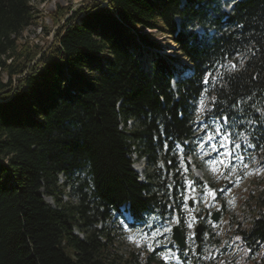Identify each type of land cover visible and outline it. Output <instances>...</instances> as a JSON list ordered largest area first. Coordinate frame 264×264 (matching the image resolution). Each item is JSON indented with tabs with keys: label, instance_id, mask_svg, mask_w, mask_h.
Returning <instances> with one entry per match:
<instances>
[{
	"label": "trees",
	"instance_id": "trees-1",
	"mask_svg": "<svg viewBox=\"0 0 264 264\" xmlns=\"http://www.w3.org/2000/svg\"><path fill=\"white\" fill-rule=\"evenodd\" d=\"M229 3L100 0L73 12L47 50L22 53L17 41L35 21L30 0H0V76L7 77L0 81V264H165L164 248L153 247L143 260L140 253L119 255L112 218L125 205L130 226L146 236L171 226L170 217L183 218L177 226L185 250L168 243L182 264H217L230 250L218 249L207 224L209 244L192 257L184 187L194 152L185 142L198 117L208 126L234 125L237 138L243 133L253 143L264 135V0ZM62 16L58 8L54 17ZM144 30L167 35L186 62L153 54L164 47ZM140 50L151 55L148 69ZM223 116L230 117L227 125ZM165 143L183 151L166 150ZM246 152L264 163L258 147ZM133 155L145 162L144 181ZM60 176L74 203L57 196ZM192 183L199 192L205 186ZM243 206L247 228L228 224L249 257L263 249L252 264H264V189ZM205 211L204 224L212 213Z\"/></svg>",
	"mask_w": 264,
	"mask_h": 264
},
{
	"label": "rangeland",
	"instance_id": "rangeland-1",
	"mask_svg": "<svg viewBox=\"0 0 264 264\" xmlns=\"http://www.w3.org/2000/svg\"><path fill=\"white\" fill-rule=\"evenodd\" d=\"M92 2H100V0H44L42 2H39L38 0H30L35 21L32 26L24 30L21 37L18 39V50L24 53L26 48L32 49L35 46H39L43 49V51L47 50L54 42L55 33L57 29L63 25L64 21L68 19L73 12L82 7L89 6ZM106 6L107 5L105 2L101 3V7ZM58 8L63 10V16L60 18L54 17V15L58 13ZM76 22L80 23L79 19L76 20ZM177 23H179L178 19ZM197 31L198 33H201L200 30ZM144 32L147 33V35L152 36L153 40L160 42L164 47V50H150L151 52L153 51V54H159L163 57L175 56L180 61L184 60L181 57V54L177 51V46L170 41L167 35L162 36L161 34L156 33V31L149 30H144ZM138 53L143 67L148 69V61L150 60L151 55L145 50H140ZM38 58L39 54L35 55V58L30 65H34ZM175 77H177V75ZM0 81L3 83L7 82V77L5 74L0 76ZM200 107L201 105L199 108ZM200 111L201 109H199V112ZM215 127V124L210 128L206 125L200 124L195 128L196 135H199V140L196 144L195 156L190 161L189 165L193 170V175L200 181L204 183H211L214 186H218L221 183H224L225 185L222 188V198L226 207L225 215L220 221H218L217 224L212 226V232L215 234V239L219 240L218 249H221L225 244H227V246L230 247V251L220 257L216 263L221 264V262H223V264H252L254 260H258L260 258L261 251L263 249L260 248L258 255L250 259L247 255L248 251L244 249L238 238L233 235L232 227L229 226L227 218L228 216L231 217L234 223L242 222V227L247 228L249 219L246 218L247 211L245 210L243 204L249 194L255 196L264 189V167L259 165L257 160L250 156L249 153H237L238 155H243V161L236 160L235 157H225L226 160H229V167L224 168L223 166H220L218 171H211L208 167V162L217 159V153L211 152L208 146H205L204 149H200L199 145L202 140L206 138L205 131H202V129L211 131V129H214ZM213 143H215V141H213ZM220 151L223 152L224 149H220ZM206 153L209 154L206 155ZM133 160V169L139 174L140 179L144 181V160L137 159L136 155H133ZM231 161H234V163ZM245 164L248 165L247 168L244 167ZM194 165L196 168H194ZM258 172L259 174H257ZM4 181L9 182V179H4ZM210 191L213 192V190ZM56 192L62 203H74V199L70 194L69 186L65 184V180L62 176L58 178ZM196 195L197 193H193V199L196 197L199 199L200 208H207L209 210H214L216 208L215 199H212L210 196H206L204 194H202V196ZM44 200L48 204L55 206V203L50 196H45ZM121 214L122 217L117 219L114 225L117 227L116 233H118L115 239V246L118 248V253L122 257H126L131 252L144 253L148 251L149 244H151L153 247H160L163 243H167L169 241V233L160 235L156 239L152 238L154 233L150 236H146L144 234V239H141V234H143L141 230L129 228L128 223L130 219L123 212ZM188 216L190 217L191 214L188 213ZM191 220L192 218H190V222ZM195 226L196 223L194 224L193 229H188L187 233L189 234L190 232H193ZM160 231L162 232L163 229ZM129 237H133V241L139 240L141 246L137 247L134 242H130L128 239ZM165 254H167V252L163 253V255ZM205 259L207 258L205 257ZM206 261H208V259Z\"/></svg>",
	"mask_w": 264,
	"mask_h": 264
},
{
	"label": "snow or ice",
	"instance_id": "snow-or-ice-1",
	"mask_svg": "<svg viewBox=\"0 0 264 264\" xmlns=\"http://www.w3.org/2000/svg\"><path fill=\"white\" fill-rule=\"evenodd\" d=\"M231 66L233 69L237 67L236 64H232ZM209 82H210V78L206 76L204 79V83L207 84ZM201 107H203V100H201ZM262 116H264V114H262ZM220 119L222 120L224 125H227L230 117L223 116ZM238 123H243V121H238ZM248 123L252 124L254 123V121L249 120ZM210 127L211 126L209 125V128ZM233 128H234V125L232 127H222L218 124L214 129H211V131L202 129V131H205L206 138L202 140V142L199 145V148L204 149L205 146H208L211 152L217 153V159L208 162V167L213 172L218 171L220 166H223L224 168L229 167V160H226L225 157H228V158L235 157L236 160L243 161L244 157L243 155L237 154L238 150L247 151V149L249 148L258 147L261 151H264V135L257 137L256 143H253L252 141L247 140V137L243 133H241L239 138H237L235 132L233 131ZM262 131H264V129H262ZM249 135H252V134L249 133ZM241 140H245L247 142L242 145L240 142ZM213 141H215V143H213ZM228 145H232L231 149H228L227 147ZM164 148L166 150L183 151V149H180L179 145H176L174 148L170 149L167 143L164 144ZM220 149H224V151L221 152ZM208 154L209 153H206V155ZM231 162L234 163V161H231ZM180 167L184 168L183 158L181 159ZM244 167L247 168L248 165L245 164ZM262 167H264V163H262ZM184 170L187 171L186 168ZM257 174H259V172ZM184 187L186 190L185 202H187L188 199L194 198L193 193L196 191V188L194 187L192 182H189L187 180H185ZM201 191L203 192L204 195L210 196L212 199H215V193L211 192L207 188L206 185L203 186ZM168 221H169V224L175 223L176 225L185 223L182 217L180 219H176L175 217H170L168 218ZM195 222H196V218L194 217L191 220V222H188L186 224V227L188 229H193ZM143 223L147 224L146 221H144ZM148 226L152 227V225L150 224ZM172 231H173L172 227L164 226L162 232L160 231V229H156V232L153 234L152 238L156 239L158 236L171 233ZM200 232H201L200 229H196V231L190 232L187 236V240L194 242L195 240L200 239L201 238ZM208 235L209 233L205 232L203 234V238L207 239ZM128 239L130 242H134L137 247L141 246L139 240L133 241V237H129ZM141 239H144V234H141ZM153 250H154L153 246L149 244L148 251L151 252ZM185 255H187V253H185ZM162 258L165 264H170L171 261H175V264H181V257L176 255L171 250H169L167 254L163 255ZM221 264H223V262H221Z\"/></svg>",
	"mask_w": 264,
	"mask_h": 264
},
{
	"label": "water",
	"instance_id": "water-1",
	"mask_svg": "<svg viewBox=\"0 0 264 264\" xmlns=\"http://www.w3.org/2000/svg\"><path fill=\"white\" fill-rule=\"evenodd\" d=\"M217 213H215L212 217V220L213 221H216L217 219ZM196 229H200L201 232H200V236L202 235V232H203V226L202 224H198L197 227L195 228V231ZM172 241L176 244V246L180 249L184 248V237H183V234L182 232L179 230L178 227H174L173 228V231H172ZM198 244L197 246V253L199 252V249H200V241H201V238L200 239H197L195 240Z\"/></svg>",
	"mask_w": 264,
	"mask_h": 264
}]
</instances>
